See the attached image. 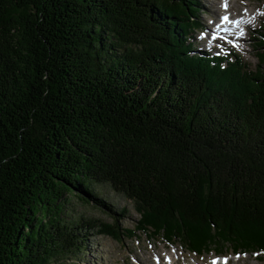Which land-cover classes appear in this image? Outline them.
I'll use <instances>...</instances> for the list:
<instances>
[{
	"label": "trees",
	"instance_id": "obj_1",
	"mask_svg": "<svg viewBox=\"0 0 264 264\" xmlns=\"http://www.w3.org/2000/svg\"><path fill=\"white\" fill-rule=\"evenodd\" d=\"M196 6L0 0V264H85L94 231L264 253V53L192 54ZM103 187L135 230L73 213L120 215Z\"/></svg>",
	"mask_w": 264,
	"mask_h": 264
},
{
	"label": "rangeland",
	"instance_id": "obj_2",
	"mask_svg": "<svg viewBox=\"0 0 264 264\" xmlns=\"http://www.w3.org/2000/svg\"><path fill=\"white\" fill-rule=\"evenodd\" d=\"M223 1L232 15L235 16V9H237L238 14H242V17L249 22L246 26H252L251 30L248 31V36H243V39H240V41L243 40L241 48L230 45L229 52L242 60L243 62L240 61L242 65L245 62L244 67L246 69L255 71L260 64L259 55L264 53V50L261 51L259 47L264 46V40L261 39L263 35L261 32L262 26H264V0H195L198 11L194 19L199 26L196 30L191 31L188 38V42L194 45L191 53L194 55L203 54L207 58L216 53H222L220 47L218 51L216 50V44L208 43L209 40L204 44L201 40H207L205 31L208 32L212 29V24L209 21L210 18L214 22L221 16L222 10L219 4ZM257 8L260 9L259 14L255 13V9ZM246 16L252 19L248 20ZM218 42L216 43L221 44L223 47H229L226 40H218ZM101 197L106 199L114 211L121 212L119 213L120 215L117 214L116 217H113L100 208L81 203L75 197L72 199L73 213L84 219H92L97 224H111L114 220H118V225L122 230H135L139 216L134 211L130 201L125 200L120 195L109 192L105 187L101 188ZM123 209L124 211L122 212ZM148 233L151 234V232ZM148 233L143 231L136 232L130 238L128 233L125 232L120 240H115L112 237L99 235L97 231H94L87 242L88 253L84 257L82 256L81 260L85 264H142L139 262V259L147 258L150 260L146 264H159L157 255L158 257L160 256L161 264H207L214 258V254L230 256V252L232 251L231 249L222 250L221 253L211 251L210 254L199 257L189 254L178 243L175 246L170 245L161 234L149 235ZM213 247L219 248L220 246ZM240 257L241 259H239ZM240 257H231L232 261H227V264H264V253L260 255L248 253V255ZM78 262L80 264L81 261Z\"/></svg>",
	"mask_w": 264,
	"mask_h": 264
},
{
	"label": "bare ground",
	"instance_id": "obj_3",
	"mask_svg": "<svg viewBox=\"0 0 264 264\" xmlns=\"http://www.w3.org/2000/svg\"><path fill=\"white\" fill-rule=\"evenodd\" d=\"M221 5V7H222V3L221 4H219V6ZM226 8H228L227 6H225ZM227 13H229L231 16H234V15H232L230 12H229V10L227 9ZM239 12H238V10L237 9H235V16L234 17H238V18H242V14L241 15H239L238 14ZM250 13V12H249ZM244 15V14H243ZM253 16V15H252ZM254 17V16H253ZM254 20V19H253ZM242 21H243V23H245L246 25H248V21H246L245 20V18H242ZM213 23V22H212ZM212 26H213V24H212ZM210 29V28H209ZM211 30V29H210ZM221 35V34H220ZM241 38H239V40H240ZM215 43V42H214ZM219 43V42H218ZM156 257H157V261L159 262V264H161L160 262H161V260H160V256L158 257L157 255H156ZM150 260V259H149ZM149 260L147 259V258H141V259H139V262H141L142 264H146L147 262H149ZM151 263V262H150ZM169 264H171V263H169ZM175 264V263H174Z\"/></svg>",
	"mask_w": 264,
	"mask_h": 264
},
{
	"label": "snow or ice",
	"instance_id": "obj_4",
	"mask_svg": "<svg viewBox=\"0 0 264 264\" xmlns=\"http://www.w3.org/2000/svg\"><path fill=\"white\" fill-rule=\"evenodd\" d=\"M224 19H227V17H225Z\"/></svg>",
	"mask_w": 264,
	"mask_h": 264
}]
</instances>
